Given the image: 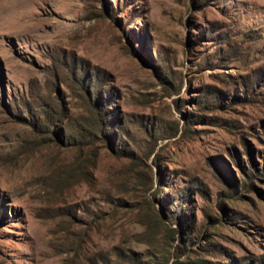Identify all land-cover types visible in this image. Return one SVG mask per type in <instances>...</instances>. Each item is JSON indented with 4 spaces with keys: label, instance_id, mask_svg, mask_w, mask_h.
<instances>
[{
    "label": "rangeland",
    "instance_id": "1",
    "mask_svg": "<svg viewBox=\"0 0 264 264\" xmlns=\"http://www.w3.org/2000/svg\"><path fill=\"white\" fill-rule=\"evenodd\" d=\"M0 8V264H264V0Z\"/></svg>",
    "mask_w": 264,
    "mask_h": 264
},
{
    "label": "trees",
    "instance_id": "2",
    "mask_svg": "<svg viewBox=\"0 0 264 264\" xmlns=\"http://www.w3.org/2000/svg\"><path fill=\"white\" fill-rule=\"evenodd\" d=\"M196 102H197L196 103L197 106H199V107H202V106H206L207 105V106H209V108H215V104L214 103H212V102L211 103H208V101H206V100L198 101V99H196ZM209 110H212V109H209ZM104 116H106L105 112L104 113L101 112V119L105 122ZM89 122H90V120H88V122H87V126L88 127H84V128H85V130H88V131H90L92 133V134L90 133V136H94L93 134H96L97 133V131H96L97 129H95L96 127L94 128L93 125H91L93 122L91 124ZM101 126H102V124H101ZM101 126H100V128H101ZM105 129H106V127L102 129V131H101V133L99 135L103 134L104 131H105ZM79 131H81V130H79ZM71 135H72V137L74 136L73 134H71ZM75 135L76 136L77 135L80 136L79 133H76ZM57 137L61 139L62 138V135H57ZM178 219H179V217H178ZM166 220H168L170 222H173V218L171 216H168ZM160 223L161 224H164L162 220L160 221ZM173 232H174L175 235L177 233H179L178 230H176V231L174 230ZM172 237L174 238V236H172ZM180 238H181V235H180ZM181 240H183V242L185 243V238L180 239V243L176 247L175 252L173 254H171L172 256H175V261H174L173 264H211L208 261H205L203 259H194V260H190L189 259V260H186V261H182L181 258H182L183 255L181 254L180 250L182 249L181 246L183 244L181 245ZM127 256H128V262L130 264H143V262L138 261L132 254L131 255H127Z\"/></svg>",
    "mask_w": 264,
    "mask_h": 264
},
{
    "label": "bare ground",
    "instance_id": "3",
    "mask_svg": "<svg viewBox=\"0 0 264 264\" xmlns=\"http://www.w3.org/2000/svg\"><path fill=\"white\" fill-rule=\"evenodd\" d=\"M1 10L3 9V8H0ZM6 11V10H5ZM4 13V12H3ZM7 13V12H6ZM2 14V13H1ZM8 14H11L10 12L8 13ZM4 15V14H3ZM3 15H1V18H2V16ZM12 15V14H11ZM17 15V14H16ZM5 16V15H4ZM10 17V16H9ZM13 17V16H12Z\"/></svg>",
    "mask_w": 264,
    "mask_h": 264
}]
</instances>
